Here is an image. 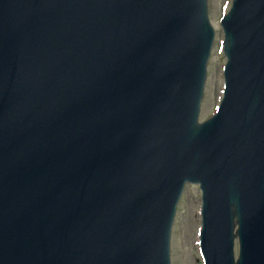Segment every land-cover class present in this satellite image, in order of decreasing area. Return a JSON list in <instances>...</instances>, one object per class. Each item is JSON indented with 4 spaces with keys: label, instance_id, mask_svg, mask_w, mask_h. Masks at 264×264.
I'll use <instances>...</instances> for the list:
<instances>
[{
    "label": "water",
    "instance_id": "obj_1",
    "mask_svg": "<svg viewBox=\"0 0 264 264\" xmlns=\"http://www.w3.org/2000/svg\"><path fill=\"white\" fill-rule=\"evenodd\" d=\"M205 0H0V264H169L185 182L208 264H264V0L222 24L220 113L196 123Z\"/></svg>",
    "mask_w": 264,
    "mask_h": 264
},
{
    "label": "rangeland",
    "instance_id": "obj_2",
    "mask_svg": "<svg viewBox=\"0 0 264 264\" xmlns=\"http://www.w3.org/2000/svg\"><path fill=\"white\" fill-rule=\"evenodd\" d=\"M231 2L232 0H208V16L216 34L213 50H215L214 53H218L214 55L212 52L213 59L211 63L209 62L211 65L208 63V77L200 121H204L214 114L222 98L223 74L221 69L224 66L225 57L221 51L223 33L219 21L230 8ZM200 207V191L196 186H190L186 189L185 197L174 222L171 264H203L198 247V232L201 222Z\"/></svg>",
    "mask_w": 264,
    "mask_h": 264
}]
</instances>
